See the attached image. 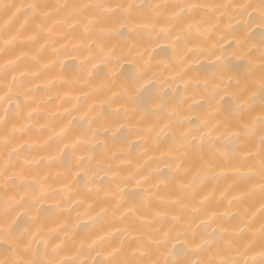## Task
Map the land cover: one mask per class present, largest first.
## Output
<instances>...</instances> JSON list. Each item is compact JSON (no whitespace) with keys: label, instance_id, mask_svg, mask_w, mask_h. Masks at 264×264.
<instances>
[{"label":"snow or ice","instance_id":"6c2138e0","mask_svg":"<svg viewBox=\"0 0 264 264\" xmlns=\"http://www.w3.org/2000/svg\"><path fill=\"white\" fill-rule=\"evenodd\" d=\"M0 16V264H264V0H0ZM65 56L79 71L53 109L35 81L61 82Z\"/></svg>","mask_w":264,"mask_h":264},{"label":"bare ground","instance_id":"6f19581e","mask_svg":"<svg viewBox=\"0 0 264 264\" xmlns=\"http://www.w3.org/2000/svg\"><path fill=\"white\" fill-rule=\"evenodd\" d=\"M13 2L19 4V3L30 2V0H13ZM53 2H55V0H53ZM5 19H7V17L0 16V24H2L3 20H5ZM41 43H43V41H41ZM150 51L153 52L155 60L162 61L164 63H167L168 59L172 55V47L170 46L169 41H167L165 39H161L158 43L152 44L150 47ZM62 60H63V64L68 66V71L60 73V81L61 82H58L56 85L52 86L50 91L45 87V85L47 84L48 80L51 79V77L42 75L38 80L35 81V83H38L41 86L38 95L44 97L45 99H47L48 96H51L53 98L51 104L49 105V107H52L53 109L55 108V105L60 102L59 99L57 98V91L59 90L60 96H63L64 91L69 88V85L63 83V81L73 79L79 71V67H78L79 66V60L78 59L75 62H73L72 57L65 56V57H62ZM47 62H48V52L46 51L43 54L41 64H44ZM0 63H2V61H0ZM201 63L207 64L208 61L201 60L197 63L196 67L199 68V65ZM132 68H133V65L130 61L121 60L120 63L115 65V66L108 65L104 69V71L105 72H113L117 75H123V74H127L128 72H130L132 70ZM32 70H39V69L35 68ZM57 71L59 72V69ZM102 75H103V73H96L94 76V79L98 81ZM77 89H78V85L75 86L71 90V95L73 97L78 94ZM101 131L103 132V129H101ZM114 131H115V129H109L107 135L111 136ZM99 138L103 139L104 137L101 136ZM132 190H133V187L131 185H129L128 191H132ZM79 223L82 225L83 224L88 225V228L81 227L78 229L79 236L84 237L87 235L88 231L92 228V224L89 221V218L87 216H82Z\"/></svg>","mask_w":264,"mask_h":264}]
</instances>
